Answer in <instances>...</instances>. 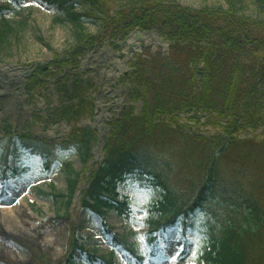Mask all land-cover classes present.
Segmentation results:
<instances>
[{
  "label": "trees",
  "instance_id": "obj_1",
  "mask_svg": "<svg viewBox=\"0 0 264 264\" xmlns=\"http://www.w3.org/2000/svg\"><path fill=\"white\" fill-rule=\"evenodd\" d=\"M39 1L72 21L80 33L79 22L85 19L100 22L110 32L109 42L123 41L140 29L156 30L172 43L168 59L138 58L133 73L124 79L133 88L129 100L142 107L138 115L134 107L124 109L108 125L100 164L92 162L95 133L76 127L80 119L92 114L86 97L92 84L83 82L76 58L99 37L84 36L85 44L73 52L75 57L58 56L49 64L51 69L38 66L27 80L25 93L30 102L48 80H54L56 107L47 105L46 119L33 115L32 120L72 126L62 149L83 148L86 182L81 206L98 216L114 211L128 219L130 206L127 201L118 202L116 190L128 178H136L160 192L154 209L162 219L155 222L161 228L179 222L187 227L185 219L198 211L208 212L202 264H264V19L252 21L222 11L216 17L215 12L192 11L164 0L140 2L113 19L108 0ZM259 1L264 7V0ZM78 8L88 9L82 14ZM3 11L0 7V14ZM3 37L0 31V40ZM198 112L214 116L211 124L219 126L222 136L205 139L185 132L177 121L180 113L190 115L187 121L193 123ZM2 122L0 135L9 141L18 139L24 149L41 155L49 171L56 161L55 148ZM248 130L261 132L251 140H240L239 134ZM228 177L240 182L228 181ZM242 184L251 190L246 186L242 191ZM68 189L70 194L79 189L77 177ZM252 189L263 192L260 201L253 198ZM69 224L64 255L49 260L36 254L35 264H75V253L82 251V245L79 227ZM108 258V264H113V254ZM88 262L95 264L96 259L88 256Z\"/></svg>",
  "mask_w": 264,
  "mask_h": 264
},
{
  "label": "rangeland",
  "instance_id": "obj_2",
  "mask_svg": "<svg viewBox=\"0 0 264 264\" xmlns=\"http://www.w3.org/2000/svg\"><path fill=\"white\" fill-rule=\"evenodd\" d=\"M16 1L14 5L11 0H0V6L4 8L0 15V31L4 33L0 40V68H20L17 71L22 73L24 69L31 70L36 66L48 67L58 56L60 59L75 57L73 52L85 44L84 36L99 37L100 41L89 50L86 48L85 53L76 58L83 81L94 86L87 94L92 103V114L81 119L76 126L83 130L99 131L95 130L100 126L97 120L99 110L111 115L109 119L102 120L104 126L113 121L119 113V110L115 111L113 108L115 97L123 102L124 108L132 105L128 97L133 88L123 79L125 72L120 76L112 73L105 75L111 69V57L122 63L125 61L126 50L129 49L127 40L130 37L112 46L108 42L110 32L106 33L100 22L82 19L79 24L83 33H80L74 23L59 14L54 7L45 6L38 0ZM144 1L146 0H108L109 16L114 19L117 13L134 9L136 4ZM164 1L192 11L215 12L213 15L216 17H220L219 12L222 11L252 21L264 19V7L259 0ZM87 9L78 8V13L83 14ZM159 38L165 42L164 37ZM170 47L171 45L167 52H153L143 44L141 52L134 53L128 62L126 71H132L134 57L155 59L162 56L167 59ZM99 53L102 56L95 59L97 56H93ZM111 64L114 65L112 62ZM2 75L0 69V76ZM24 84L25 80L16 89L19 99L5 94L0 85V123L6 121L15 132L23 130L55 146L56 163L51 171L46 172L41 157L25 151L17 141L16 146L10 147L8 139L0 136V212L3 213L0 215V264H35L36 254L49 260L60 258L66 250L69 222L80 227L78 238L83 251L76 252V264L86 263L87 256L93 254L99 260L96 264L107 263L108 256L112 253V241L107 229L112 235L118 236L121 242L120 247L114 251L113 264H202L203 226L209 217L208 212L198 211L193 217H189L188 229L178 226L155 232L158 226L153 223L162 222L153 210L160 192L135 178L127 180L117 190L119 201L127 200L130 203L132 213L129 220L119 218L114 212H108L99 218L81 206L80 192L75 191L70 195L68 186L76 177L79 188L85 184L83 148L79 146L69 151L62 150L61 145L67 141L71 126L63 122L50 125L31 120L32 115L46 119V105L56 107L57 99L52 83L46 85L33 102L27 100ZM134 106L138 115L141 106L139 103ZM197 114L200 116L197 122L191 123L187 121L190 115L180 113V120L177 121L180 126H185V132L205 139L222 136L219 126L211 124L214 116L201 112ZM224 125L221 121L220 126ZM260 132L252 133L248 130L239 134L238 138L251 140L259 136ZM51 133L54 135L51 136ZM9 147L12 153L5 168V155ZM92 153L95 155L93 161L101 163L98 145H95ZM224 167L226 168V164ZM227 180L240 182L239 178L228 177ZM175 183L181 190H185L184 186ZM246 186L250 191L248 184H242V191ZM252 192L253 198L260 201L259 196H263V192L253 189ZM153 236L157 239V248L150 253L147 243ZM184 249L185 252H182Z\"/></svg>",
  "mask_w": 264,
  "mask_h": 264
},
{
  "label": "bare ground",
  "instance_id": "obj_3",
  "mask_svg": "<svg viewBox=\"0 0 264 264\" xmlns=\"http://www.w3.org/2000/svg\"><path fill=\"white\" fill-rule=\"evenodd\" d=\"M127 44L130 46V49L126 50L127 56L125 58V61L122 63L118 59L111 57V62L114 65H112L110 62L111 69L108 72H106L105 75L107 76L112 75V74L120 75V73L126 69V64L128 60L131 58V56L133 55V53L141 52L143 48V44L146 47H150L153 52H167V48H168L167 44L162 42V40L155 34V32L143 34L141 35L140 39L138 35L135 34L130 39H128ZM99 56H102V53L96 54L93 57H95V59H99ZM0 69L3 74L2 76H0V85L2 87V91L10 97L19 99L16 89L18 86H21L22 82L24 81V78H26L30 74V70H23V72L20 73L19 71L13 68L2 66V68ZM121 104H122V101L119 100L117 97H115V104L113 105V108L115 110H118L121 107ZM109 116L110 115L108 113L102 112L99 114L98 120L106 119ZM52 135L54 134L51 133V136ZM0 215L2 216L3 213L0 212Z\"/></svg>",
  "mask_w": 264,
  "mask_h": 264
}]
</instances>
